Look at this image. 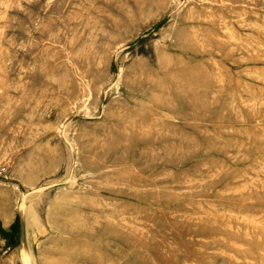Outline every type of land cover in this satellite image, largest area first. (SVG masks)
<instances>
[{"label":"rangeland","instance_id":"1","mask_svg":"<svg viewBox=\"0 0 264 264\" xmlns=\"http://www.w3.org/2000/svg\"><path fill=\"white\" fill-rule=\"evenodd\" d=\"M0 264H264V0H0Z\"/></svg>","mask_w":264,"mask_h":264}]
</instances>
